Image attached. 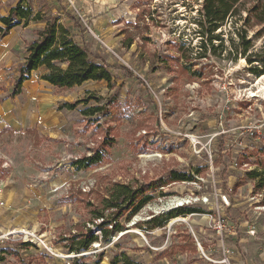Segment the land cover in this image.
Instances as JSON below:
<instances>
[{"label":"rangeland","instance_id":"374dc122","mask_svg":"<svg viewBox=\"0 0 264 264\" xmlns=\"http://www.w3.org/2000/svg\"><path fill=\"white\" fill-rule=\"evenodd\" d=\"M201 1L78 0L75 11L63 0H24L44 18L65 7L82 18L89 50L112 65L117 95L105 104L116 88L104 80L60 89L37 78L40 103L50 100L40 120L66 123L54 136L41 126L40 136L31 129L0 131V264H192L200 261L196 237L203 236L200 229L209 223L207 214L217 211L216 202L227 217L240 218L242 228L240 221L231 223L238 235L252 220L257 257H264V189L255 190L256 179L248 175L261 171L263 160L264 74H251L245 59L227 55L229 24L221 28L227 49L213 54L204 41L203 53L192 22ZM14 2L0 0V15ZM64 17L60 22L71 27ZM28 25L7 43L0 37V99L12 89L25 43L35 37V24ZM261 43L255 40V47ZM95 106L104 109L90 111ZM107 139L113 141L105 149ZM96 148V165L72 164ZM175 172L187 179L172 181ZM160 178L163 185L118 217L119 229L109 240L70 251L71 236L82 227L99 232V220L91 223L90 207L68 197L71 191L89 192L99 208L116 181L135 187ZM224 183L229 207L221 202ZM176 200L199 211L169 218ZM177 218L187 221L172 223ZM20 229L35 234L27 247L8 235ZM8 246L16 254L1 252Z\"/></svg>","mask_w":264,"mask_h":264},{"label":"trees","instance_id":"16d2710c","mask_svg":"<svg viewBox=\"0 0 264 264\" xmlns=\"http://www.w3.org/2000/svg\"><path fill=\"white\" fill-rule=\"evenodd\" d=\"M62 17L72 23L71 27L60 22ZM30 21L35 24V37L25 43V53L18 63L17 76L11 83L12 89L5 97L13 98L19 95L22 92L23 82L30 79L33 73L60 89H70L89 81L103 80L111 89L116 88V85L112 83V65L107 64L97 53L89 50L87 28L79 15L65 7L49 18H44L40 11H34L29 3L17 0L8 9L6 15H0V22L3 25L0 26V37L6 36L15 26H27ZM39 22H44V24L36 26ZM192 22L196 24V33L201 37L203 53L208 50L204 44L206 41L213 54L218 49L219 52L227 49L224 45L221 28L229 24L232 29L228 30L230 48L227 55L232 56V60H236L238 57L245 59L248 65L247 71L251 74L255 76L264 74V0H202L198 15L192 17ZM249 32H252L251 35ZM257 39L262 41L258 48L255 47ZM214 40L219 41L216 46H214ZM177 67L183 72L187 71V67L183 64L177 65ZM128 73L132 75L131 72L128 71ZM116 91L117 88L105 99V104L116 101ZM97 99L101 100L102 98L98 97ZM79 101L70 103L69 106L72 108ZM103 109V106H95L90 111ZM112 141V139L104 141V148L107 149ZM259 152L263 155L261 171L248 172L251 178L256 179L255 190L264 189V146L260 148ZM100 157L101 153L96 148L92 154H82L79 158L72 160V164L76 167H90L96 165ZM170 179L178 181L187 178L185 175L175 172ZM164 181L160 178L135 187L116 181L111 184L110 196L101 198L99 208L90 201L89 192L83 193L78 189L75 193L71 191L68 197L85 201L86 205L90 207L91 213H93L91 223L99 220L95 225L99 232L95 233L90 228L83 229L82 227L81 232H76L71 236L72 241L75 242L70 251L87 250L92 243L98 242L100 239L109 240L112 234L119 229L118 217L126 212L144 193L163 185ZM222 190L224 193L228 192L225 183ZM178 207L167 213L169 218L199 211L195 208ZM22 245L27 247L30 244L24 242ZM1 252L16 254L9 246Z\"/></svg>","mask_w":264,"mask_h":264},{"label":"crops","instance_id":"0c3cea01","mask_svg":"<svg viewBox=\"0 0 264 264\" xmlns=\"http://www.w3.org/2000/svg\"><path fill=\"white\" fill-rule=\"evenodd\" d=\"M2 1L9 2L11 0H2ZM14 1L16 2L17 0ZM14 3H12V6ZM28 26L29 25L27 26L20 25L19 28L18 25L13 27L6 36L1 38L2 43L3 42L7 43V40L11 36V33L14 34L24 33L25 32L24 30H26ZM20 60L18 61V63L20 62ZM17 66L14 72V76H15L14 78H16L17 76ZM37 78H39L38 75L33 73L30 79L23 82L22 92L19 95H16L13 98L3 97L0 99V131L6 129H12V130L31 129L32 131H36L40 136V126H41L46 131L47 134L54 136L55 132H57L58 130L57 128L60 125H64L66 123L64 120H54V117H49L48 120H40V114H42L41 116H44L47 110L50 109L49 108L50 100H46L40 103V83L38 82ZM91 82L99 83L101 81H91ZM21 100L22 102H19ZM57 113H59V111ZM228 219L235 226H237L238 224L237 221H240V218L231 219L230 217H228ZM241 223L242 222L240 221L238 225V229L242 228L243 224ZM234 230L236 232V235L229 237L228 240L226 241V244L231 248H235L236 250H237L236 245H238V248L241 249V253L237 251L236 254L235 260L237 264H262V260H264V257L263 256L261 258L260 256L257 257L258 243H255L257 235L250 236L247 235L245 231H244L245 234L238 235L240 230L237 231L236 228H234ZM200 231L202 232L203 236H201L200 234L201 238L200 236H197L196 238L197 240L206 243L207 237L209 236V230L202 231V229H200ZM199 263L200 261H195L192 264H199Z\"/></svg>","mask_w":264,"mask_h":264},{"label":"built area","instance_id":"2783aa9c","mask_svg":"<svg viewBox=\"0 0 264 264\" xmlns=\"http://www.w3.org/2000/svg\"><path fill=\"white\" fill-rule=\"evenodd\" d=\"M72 10H77L78 0H63ZM215 194H218L215 191ZM221 202L225 207L231 206L230 199L227 194H220ZM207 201V200H206ZM217 211L215 214H207L209 223L205 226L204 230H209L205 246L202 241L196 240L195 245L199 254V264H237L235 258L237 251L226 244L229 237L235 236L236 232L228 217L220 210L218 203ZM210 209H213L211 206ZM221 212H220V211ZM171 221V220H170ZM246 234L256 236L257 230L252 223V220H247ZM8 235L13 236L12 239H19L21 242L33 241L35 234L20 229L18 231H11ZM30 237V238H28ZM27 238V239H26Z\"/></svg>","mask_w":264,"mask_h":264},{"label":"bare ground","instance_id":"6f19581e","mask_svg":"<svg viewBox=\"0 0 264 264\" xmlns=\"http://www.w3.org/2000/svg\"><path fill=\"white\" fill-rule=\"evenodd\" d=\"M264 77V76H263ZM186 203V201H183V200H176V201H174L173 203H171L172 204V206L174 205V206H181V205H183V204H185ZM178 221H187V218H177V219H174V220H172V223H175V222H178ZM134 232H136V231H134ZM139 235H142V234H140L139 232H137ZM137 235V234H136Z\"/></svg>","mask_w":264,"mask_h":264}]
</instances>
